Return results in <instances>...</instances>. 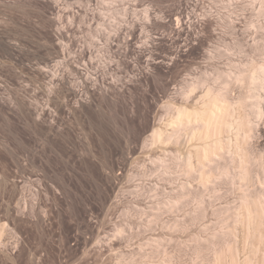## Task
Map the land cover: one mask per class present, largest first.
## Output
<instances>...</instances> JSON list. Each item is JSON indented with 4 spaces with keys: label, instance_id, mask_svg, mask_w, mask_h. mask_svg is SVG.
<instances>
[{
    "label": "rangeland",
    "instance_id": "obj_1",
    "mask_svg": "<svg viewBox=\"0 0 264 264\" xmlns=\"http://www.w3.org/2000/svg\"><path fill=\"white\" fill-rule=\"evenodd\" d=\"M234 261L264 264V0H0V264Z\"/></svg>",
    "mask_w": 264,
    "mask_h": 264
},
{
    "label": "bare ground",
    "instance_id": "obj_2",
    "mask_svg": "<svg viewBox=\"0 0 264 264\" xmlns=\"http://www.w3.org/2000/svg\"><path fill=\"white\" fill-rule=\"evenodd\" d=\"M217 95L210 94L209 92H207L205 102L203 104L205 107H203V109L197 113L193 112L196 115V117L194 116V118H197L199 121V126L196 132L194 133V135L197 136L198 139L203 142L202 143L203 147L201 146L202 148L200 147V149L197 150V153H196L198 157V160H197L198 166L204 165L205 161L211 158L212 149L209 143L212 140L214 142L213 149H216V145L219 142L218 133H220L221 128L227 125V123L225 122V118L227 115L226 113L228 112L227 106H229V104L227 103V100L225 98L222 99V95H219V96ZM186 113L188 112L182 111L180 113L181 118L179 116V119L181 121H184L182 120V117H184L183 119L185 120L190 118L189 115H187ZM185 117L186 118L189 117V118L186 119ZM182 123H185V122H182ZM239 161L241 164L244 163L242 159H239ZM192 167H193L192 162L189 159L186 164V171L190 173L192 171ZM209 178L210 177L207 176L205 170H203L200 174V180L202 182H205V181H208ZM252 214H253L252 210L249 209L247 206L243 205L239 223H241L243 227L246 228L247 233H249V229H251V226L253 228ZM234 264H235V261H234Z\"/></svg>",
    "mask_w": 264,
    "mask_h": 264
}]
</instances>
